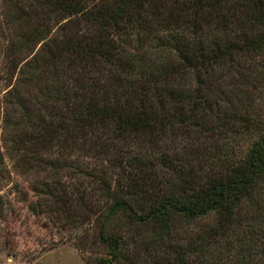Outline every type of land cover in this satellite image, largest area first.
<instances>
[{"label": "trees", "instance_id": "trees-1", "mask_svg": "<svg viewBox=\"0 0 264 264\" xmlns=\"http://www.w3.org/2000/svg\"><path fill=\"white\" fill-rule=\"evenodd\" d=\"M0 26L7 209L87 222L93 264H264V0H0Z\"/></svg>", "mask_w": 264, "mask_h": 264}, {"label": "rangeland", "instance_id": "rangeland-1", "mask_svg": "<svg viewBox=\"0 0 264 264\" xmlns=\"http://www.w3.org/2000/svg\"><path fill=\"white\" fill-rule=\"evenodd\" d=\"M1 35L5 33L0 26V51L3 43ZM2 158L8 167L9 160L5 155ZM69 176V173L62 172L58 178L65 193L70 189L69 183L74 181ZM3 185L0 184V264H93L96 259L105 256L104 245L96 239L87 222L75 225L62 223L58 216H35L20 201L9 210L5 206L3 194L6 186ZM80 185L92 198L99 197V192L93 189L94 185L83 182ZM192 226L190 224L189 228Z\"/></svg>", "mask_w": 264, "mask_h": 264}]
</instances>
